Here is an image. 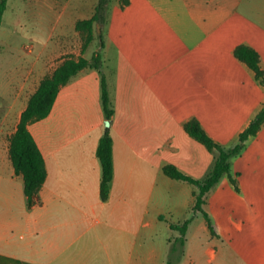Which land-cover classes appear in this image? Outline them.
I'll return each instance as SVG.
<instances>
[{"label": "crops", "instance_id": "1", "mask_svg": "<svg viewBox=\"0 0 264 264\" xmlns=\"http://www.w3.org/2000/svg\"><path fill=\"white\" fill-rule=\"evenodd\" d=\"M95 4L63 6L38 46L0 38V264H168L179 235L170 223L189 217L172 264H264V122L230 159L235 184L225 174L204 196L212 230L193 210L197 187L162 169L173 164L204 177L215 154L185 122L196 118L231 147L262 107L264 85L234 50L254 48L264 71V0H110L103 45L72 55L101 56L112 108L108 196H100L96 154L106 121L101 74L86 66L59 87L44 118L27 124L46 170L27 205L9 137L41 79L79 35L75 22Z\"/></svg>", "mask_w": 264, "mask_h": 264}, {"label": "trees", "instance_id": "2", "mask_svg": "<svg viewBox=\"0 0 264 264\" xmlns=\"http://www.w3.org/2000/svg\"><path fill=\"white\" fill-rule=\"evenodd\" d=\"M110 0H96L94 13L84 19H78L75 22V29L82 34L83 42L81 49L84 50L86 46L92 41L93 25L95 23L101 26L105 22V15L107 6ZM121 6L129 3V0H118ZM7 0H0V25L3 12L6 8ZM100 45H103L102 34H99ZM235 56L248 67H250L255 74L256 79L264 85V71L259 64L258 52L247 45L240 44L234 50ZM90 66L99 69L101 74V101L106 117L104 132L99 139L96 154L99 158L102 176L100 181V196L104 200L108 196L109 183L112 178V139L109 134L110 117L112 108L106 89L104 76L100 70L101 56L99 51L94 53L90 59L82 56L74 58L72 56L65 57L50 75L44 76L37 89L31 94L28 99L25 109L22 111L20 120L15 131L9 137V157L16 173L22 174L23 189L26 196L27 205L30 206L36 201L37 193L42 186L46 170L44 165V158L40 152L34 138L27 129L29 122L44 118L50 111L52 104L56 98L59 87L66 83L73 75L80 69ZM264 122V103L260 110L256 113L254 118L250 121L248 126L239 133L238 141L231 147H223L211 138L201 126L196 118H192L185 122V131L201 142L209 151L214 152L215 158L212 168L202 178H193L186 175L173 164H166L163 166V172L174 179L184 180L197 187L194 192L195 203L194 211H199L205 220L208 227L212 230L210 218L202 208L205 194L220 180V178L228 174L232 183L235 180L230 176V159L237 155L245 145L246 139L255 135ZM191 217L185 219L181 224L170 223V227L177 230L179 235L174 239L167 257V263L172 264L171 253L178 247L182 253L185 243V233Z\"/></svg>", "mask_w": 264, "mask_h": 264}, {"label": "rangeland", "instance_id": "3", "mask_svg": "<svg viewBox=\"0 0 264 264\" xmlns=\"http://www.w3.org/2000/svg\"><path fill=\"white\" fill-rule=\"evenodd\" d=\"M95 1L96 0H7L0 25V38L9 39L11 36L16 46H22L24 44L38 46L45 41L52 22L59 16L63 6L66 7V12H68L82 2L95 4ZM114 1L117 0H111V3ZM102 29L100 24H95V38L94 41H91L86 47L85 50L87 53L90 49L98 48L99 34H102ZM57 34L58 30L56 29L53 35L54 40L57 38ZM82 42L83 37L81 33L72 37L70 48L67 50L65 49L57 60L67 56H74L76 52L79 51L82 52ZM199 258H201V262L204 261V257L201 256V254Z\"/></svg>", "mask_w": 264, "mask_h": 264}]
</instances>
